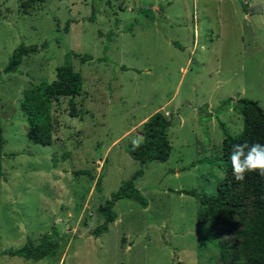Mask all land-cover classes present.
<instances>
[{
	"label": "rangeland",
	"instance_id": "obj_1",
	"mask_svg": "<svg viewBox=\"0 0 264 264\" xmlns=\"http://www.w3.org/2000/svg\"><path fill=\"white\" fill-rule=\"evenodd\" d=\"M20 43L39 50L3 73ZM68 50L92 58H72L83 79L78 115L61 98L52 144H34L22 92L53 80ZM239 99L264 110V0H44L28 13L0 0V264H218L206 208L176 191L215 194L219 123L241 131ZM158 111L173 118L171 152L134 182L147 206L118 200L96 236L106 201L141 168L126 146ZM45 235L57 247L42 260L7 253Z\"/></svg>",
	"mask_w": 264,
	"mask_h": 264
},
{
	"label": "trees",
	"instance_id": "obj_2",
	"mask_svg": "<svg viewBox=\"0 0 264 264\" xmlns=\"http://www.w3.org/2000/svg\"><path fill=\"white\" fill-rule=\"evenodd\" d=\"M44 0H19L24 13L30 12L34 5ZM90 19H93V14ZM72 21H67L64 31L67 32ZM39 50L36 45L20 43L8 59L3 73L13 72L22 59ZM72 58L80 62L92 60L89 55H81L72 50L66 51L64 61L55 69V77L51 81H41L22 92L21 110L26 117V137L34 144L49 146L53 142V134L57 120L53 116L54 106L61 98H67L69 116L77 117L76 97L80 96L83 79L72 65ZM226 101L223 102V105ZM236 108L242 116V129L231 135L222 122L219 123L223 139L221 143V161L224 177L218 183L212 196L199 197L194 191L179 190L198 198L200 204L207 210V221L215 229L218 239V264H264V175L259 172H249L243 181H236L232 174L230 154L232 145L247 142L264 144V110L257 101L239 99ZM173 124V118L162 112L149 116L141 124L143 141L138 148L133 144L126 146L129 156L141 166L130 179L121 183L111 194L102 208L103 222L94 230L97 236L108 230L109 224L115 221L113 210L120 199H132L146 207L147 201L135 187L134 182L144 173L143 167L149 162L164 163L169 159L171 144L168 130ZM3 131L0 123V178L2 177ZM79 174L87 172L80 171ZM101 184V176L96 178L95 190ZM57 244L45 235L39 244L25 243L21 248L7 252L10 256L39 261L47 257ZM6 253V252H5Z\"/></svg>",
	"mask_w": 264,
	"mask_h": 264
},
{
	"label": "clouds",
	"instance_id": "obj_3",
	"mask_svg": "<svg viewBox=\"0 0 264 264\" xmlns=\"http://www.w3.org/2000/svg\"><path fill=\"white\" fill-rule=\"evenodd\" d=\"M143 137L132 140L134 148H138ZM232 174L236 181L245 179L249 172H259L264 175V144L259 142L249 145L247 142L232 145L230 154Z\"/></svg>",
	"mask_w": 264,
	"mask_h": 264
},
{
	"label": "crops",
	"instance_id": "obj_4",
	"mask_svg": "<svg viewBox=\"0 0 264 264\" xmlns=\"http://www.w3.org/2000/svg\"><path fill=\"white\" fill-rule=\"evenodd\" d=\"M150 116H151V115H150ZM147 118H148V117H147ZM147 118H146V119H147ZM146 119H145V120H146ZM145 120H144V121H145Z\"/></svg>",
	"mask_w": 264,
	"mask_h": 264
}]
</instances>
